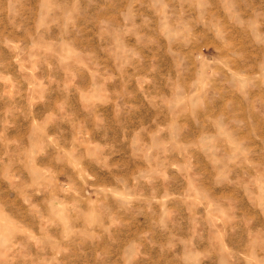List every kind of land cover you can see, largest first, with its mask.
I'll list each match as a JSON object with an SVG mask.
<instances>
[{"label": "rangeland", "instance_id": "rangeland-1", "mask_svg": "<svg viewBox=\"0 0 264 264\" xmlns=\"http://www.w3.org/2000/svg\"><path fill=\"white\" fill-rule=\"evenodd\" d=\"M0 264H264V0H0Z\"/></svg>", "mask_w": 264, "mask_h": 264}]
</instances>
